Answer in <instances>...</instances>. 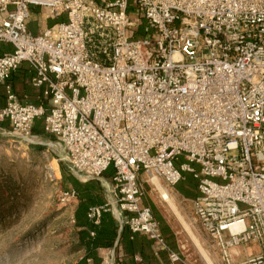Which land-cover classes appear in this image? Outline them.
<instances>
[{"label":"built area","instance_id":"1","mask_svg":"<svg viewBox=\"0 0 264 264\" xmlns=\"http://www.w3.org/2000/svg\"><path fill=\"white\" fill-rule=\"evenodd\" d=\"M31 7L65 20L33 34ZM0 44L11 46L0 123L34 144L42 119L58 161L101 182L109 199L88 209L92 224L109 211L171 264H191L167 246L139 183L172 188L188 173L219 263L264 264V0H0ZM22 63L37 103L11 85ZM250 242L259 252L237 260Z\"/></svg>","mask_w":264,"mask_h":264},{"label":"rangeland","instance_id":"2","mask_svg":"<svg viewBox=\"0 0 264 264\" xmlns=\"http://www.w3.org/2000/svg\"><path fill=\"white\" fill-rule=\"evenodd\" d=\"M36 141L27 144L12 134L8 124L0 126V264H81L83 249L74 225L77 198L61 190L54 137L44 132ZM61 162L70 171L67 162ZM105 174L110 176L111 168ZM183 176L172 188L144 183L140 178L142 204L167 220L174 232V243L187 262L220 264L214 247L192 214L190 199L195 181L188 173ZM158 189L173 199L183 220L174 217ZM99 193L106 201L109 199L106 189ZM244 252L254 256L259 252L257 244L250 242L238 247L237 260L244 259Z\"/></svg>","mask_w":264,"mask_h":264},{"label":"trees","instance_id":"3","mask_svg":"<svg viewBox=\"0 0 264 264\" xmlns=\"http://www.w3.org/2000/svg\"><path fill=\"white\" fill-rule=\"evenodd\" d=\"M3 105L4 97L0 94V107ZM4 124L7 123L2 122L0 126ZM31 132L34 135H43L42 119H36L34 121ZM59 167L61 190L65 193H74L78 201L74 211V225L77 229L80 247L85 252L80 263L87 264V260H90L93 264H98L100 258L95 256L93 252L98 248H114L118 259L126 257L128 259V264H135L134 256L136 254L141 257L142 264H144L143 260L151 257L144 253L146 248L152 245L149 239L140 234H131L126 226H119L118 222L109 211L101 213L97 225L92 224L88 220L86 216L88 209L92 206L103 205L106 201L105 197L99 193V190H105L101 182L96 179L81 182L70 171L65 169L61 161H59ZM102 177L103 179H108L110 176L104 173ZM96 181L100 183L98 186L95 184ZM182 193L186 194L185 191H182ZM151 211L155 219L159 222L167 246L176 251V245L171 230L154 209ZM90 233H93V235H90ZM121 249L123 255H119ZM145 264H147V262Z\"/></svg>","mask_w":264,"mask_h":264},{"label":"crops","instance_id":"4","mask_svg":"<svg viewBox=\"0 0 264 264\" xmlns=\"http://www.w3.org/2000/svg\"><path fill=\"white\" fill-rule=\"evenodd\" d=\"M30 11H31V17H30V21L28 22V29L33 34H37L42 28L46 26H50L56 22L65 20L64 15L54 19L53 18L46 19L44 17L43 11L35 7H31ZM10 49H11L10 45L0 44V53ZM31 76H32V72L27 63H22L19 66V68L16 71H14L11 75L10 82L20 102H28V103L38 102L37 99L38 91L35 88H33L30 84ZM194 188H195V184H194ZM195 195H196V189L194 191V195L192 196V198ZM162 219L169 227V229L171 230L174 236V232L171 226L167 223V220L164 217H162ZM176 251H178V247H176ZM144 253L147 254V256L148 255L151 256L150 258H145L143 260L144 264L146 262L147 264H171V262L167 258L166 253L163 251H159L158 253H155L152 245L147 247ZM84 254L85 252L83 250L80 257L82 258ZM93 254L98 258H100V262L98 264H128V259L126 257H121L120 259L117 258L116 250L114 248H98L93 252ZM119 255H123L122 249L119 251ZM136 258L140 259L142 264L141 257H139L136 254L134 256L135 264H139ZM87 261H88L87 264H93L90 260Z\"/></svg>","mask_w":264,"mask_h":264},{"label":"bare ground","instance_id":"5","mask_svg":"<svg viewBox=\"0 0 264 264\" xmlns=\"http://www.w3.org/2000/svg\"><path fill=\"white\" fill-rule=\"evenodd\" d=\"M159 190V189H158ZM161 192V196L160 198L167 204V206L169 207V209L173 212L174 217L178 220H183L182 219V215L180 214L179 210L177 209V207L174 204L173 199L168 195V193L166 191H164L163 189L159 190ZM183 224V223H182ZM191 236L193 237L192 233H190ZM189 235V234H188ZM198 248V247H197ZM201 250V249H199ZM203 256V255H202Z\"/></svg>","mask_w":264,"mask_h":264},{"label":"water","instance_id":"6","mask_svg":"<svg viewBox=\"0 0 264 264\" xmlns=\"http://www.w3.org/2000/svg\"><path fill=\"white\" fill-rule=\"evenodd\" d=\"M53 148L55 149V152L58 153V158H63V153L61 152L59 148H57L55 144H53ZM102 181L105 185L108 186V182L106 180L103 179Z\"/></svg>","mask_w":264,"mask_h":264}]
</instances>
